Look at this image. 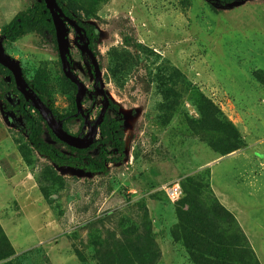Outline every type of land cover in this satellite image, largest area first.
<instances>
[{
	"label": "rangeland",
	"instance_id": "obj_1",
	"mask_svg": "<svg viewBox=\"0 0 264 264\" xmlns=\"http://www.w3.org/2000/svg\"><path fill=\"white\" fill-rule=\"evenodd\" d=\"M70 1L76 7L70 19L76 23L75 18H80L98 34L93 53L101 68L103 90L123 117L126 158L122 164L107 165L104 174L57 168L37 154L26 166L18 152L19 141L26 139L23 123L3 109L0 99V227L14 251L12 257L20 258L21 264H99L107 240L125 239L128 249L149 226L160 250L155 264H190L184 245L173 234L177 202L165 191L179 187L182 193L181 183L194 177L205 179L201 183L205 187L209 181L200 200L206 203L211 196L219 197L264 264V88L252 77L256 70L264 72V0H231L242 2L232 8L208 0ZM34 2L0 0V41L25 79L48 84V103L58 114H66L71 111L70 97L76 96L64 82L53 38L47 32L29 33L7 44L1 34L16 14ZM66 28L71 68L79 82L98 95L91 62L78 47L84 40ZM137 45L155 55L142 58ZM114 48L140 58L123 88L113 83L107 71L108 52ZM164 59L240 129L247 144L242 154L221 156L210 147L207 136L193 130L190 122L197 114L188 109L192 106L187 95L168 125L158 121V97L146 67L155 69ZM0 81L10 83L7 78ZM94 115L95 111L91 121ZM70 128L78 129L76 124ZM154 167L158 180L164 182L149 189L140 174Z\"/></svg>",
	"mask_w": 264,
	"mask_h": 264
},
{
	"label": "trees",
	"instance_id": "obj_2",
	"mask_svg": "<svg viewBox=\"0 0 264 264\" xmlns=\"http://www.w3.org/2000/svg\"><path fill=\"white\" fill-rule=\"evenodd\" d=\"M210 3L223 6L231 0H208ZM57 5L65 14L72 18L75 10L70 0H56ZM88 16L87 18H90ZM76 23L84 29L85 36L92 49L97 39V32L91 25L83 24L80 18H75ZM47 32L55 41L54 29L50 15L43 1L35 0L33 6L16 14L13 19L1 29V34L7 44H12L26 34H42ZM130 47V46H129ZM127 47V48H129ZM142 58L155 55L150 49L143 45L136 46ZM109 64L108 75L118 88H123L125 78L130 74L134 66L138 67L140 58L138 54L132 55L128 50L111 49L108 52ZM169 61L164 59L155 69L148 68L146 77L154 87V94L158 97L156 104V117L163 126L168 125L171 119L179 112L184 97L197 114V119H191V127L195 132L207 136L211 141L209 145L217 150L221 156L229 155L246 147L240 129L232 123L221 108L206 97L196 85L187 80L184 73L174 66L168 65ZM24 75V73H23ZM11 76L10 73L0 66V79ZM253 79L264 88V72L256 70L252 72ZM33 92L54 112L52 104L47 99L51 97L48 84L26 80ZM64 82L71 88L73 85L64 78ZM74 91V89H73ZM11 96L13 104L4 97ZM0 99H3L4 110L12 112L23 123L25 141H19L18 152L26 166L33 162L34 154L46 159L57 168H70L81 170L90 174H104L107 165L122 164L126 158L123 117L119 113L118 106L110 101L109 112L105 114L99 128L101 139L94 142L87 149H74L58 141L47 128L39 113L14 87L13 81L5 83L0 81ZM18 104L16 103V100ZM71 110H75L74 97H70ZM68 112L58 115L59 119L66 124H74L75 120ZM66 124L64 129H66ZM47 176L52 177L47 170ZM151 176V177H150ZM159 173L156 167L151 168L149 173H141L140 178L149 189L157 188L164 180H158ZM142 181V182H143ZM205 179L188 177L181 183L182 196L174 205V214L177 223L174 226V238L184 246L190 264H260L255 252L236 217L223 207L220 202L211 196L210 202L203 203L200 200L201 192L209 186V181L201 183ZM42 188V187H41ZM43 190H48L46 187ZM44 200L46 194L41 191ZM209 197L206 199L208 200ZM147 217V213H145ZM144 219V217L142 218ZM146 221V220H145ZM148 221H146L147 223ZM143 237H136L133 245L128 249L127 243L122 240H107L104 256L99 257V264H155L160 258V250L152 236L149 226L143 229ZM122 238V236H120ZM14 251L9 244L2 228L0 227V264H21V259H14ZM80 262L84 259L76 252ZM84 264V263H82Z\"/></svg>",
	"mask_w": 264,
	"mask_h": 264
},
{
	"label": "water",
	"instance_id": "obj_3",
	"mask_svg": "<svg viewBox=\"0 0 264 264\" xmlns=\"http://www.w3.org/2000/svg\"><path fill=\"white\" fill-rule=\"evenodd\" d=\"M43 1L46 10L50 15V19L54 29L55 41H56V48L58 52L59 61L61 64V70L67 80L77 86V93L75 97V106L77 114H80L82 118L87 121V114H83L81 110V101L82 95L84 91L83 85L79 82L77 77L72 73L70 69L69 59H68V50L66 48V36H67V28L66 26H70L74 29L75 33L78 32L79 26L70 18L65 16L62 10L56 3V0H38V2ZM242 4L241 1H233L228 3L226 6L227 8L237 7ZM79 49L88 55L90 58L93 68L95 71L96 78L99 75V67L95 56L88 49V44L85 43L83 46H78ZM0 66L10 72L11 77L13 79L14 85L18 93L23 97L24 101L29 102L31 106L39 113L41 119L46 124L49 131L52 135L61 143L67 145L68 147L82 150L87 149L93 144V139L95 137L97 124L101 123L102 116L106 111L108 101L105 99V105L101 114L98 118L97 124L92 127V132L90 135L80 138L79 136H74L67 133L63 127L62 122L57 121L55 116L53 115L52 111L40 100V98L33 92L30 88L28 83L23 76V71L20 65L13 60L4 49L2 42L0 41ZM9 80V78H8ZM10 98H7V101L10 102ZM189 110L193 108L189 107Z\"/></svg>",
	"mask_w": 264,
	"mask_h": 264
},
{
	"label": "flooded vegetation",
	"instance_id": "obj_4",
	"mask_svg": "<svg viewBox=\"0 0 264 264\" xmlns=\"http://www.w3.org/2000/svg\"><path fill=\"white\" fill-rule=\"evenodd\" d=\"M79 26V25H78ZM67 27H68V30H72L73 31V34L76 36V37H79V33H80V35H81V38L84 40V44L85 43H89V41H88V38L85 36V32H84V29L83 28H81L80 26H79V29H78V34L77 33H75V31H74V29L72 28V27H70V26H68L67 25ZM90 44V43H89ZM89 44H88V49L89 50H91V52L93 53V44H92V49H90L89 48ZM93 55H94V53H93ZM83 56L84 57H86V61L89 59L90 60V58L88 57V55L86 54V53H84L83 54ZM95 56V55H94ZM95 59H96V56H95ZM88 62V61H87ZM90 62H91V60H90ZM69 64H70V62H69ZM90 64V75L92 76V79H93V81H94V85H96V88H99L100 89V91H99V93H98V95H94V92L92 93L91 91L92 90H94V89H92V88H89V87H87V86H85L84 87V85H83V87H84V91H83V95H82V101H81V110H82V112H83V114L85 115V114H87L88 116H87V121H85L83 118H82V116L80 115V114H77V111H76V106H75V97H74V107H75V110L73 111V110H71L70 112V115L72 116V118L75 120V123L74 124H76V126L78 127V129L76 130V132H73L72 130H71V126H74V124H66V122H64V120H62V119H59V117H58V115H63V114H58L55 110H54V112H56V114L57 115H55L54 113H53V111H52V113H53V115L55 116V118H56V120L57 121H61L62 122V127H63V129H64V125L66 124V129L67 130H65L67 133H69V134H71V135H74V136H79L80 138H83V137H86V136H88V135H90V133L92 132V127L94 126V125H96L97 124V121H98V118H99V116H100V114H101V111L103 110V107H104V105H105V99H107V101H108V104H107V108H106V111H105V113L103 114V116H102V120H103V118H104V116H105V114H107L108 112H109V105H110V101L111 100H109L108 98H107V94L105 93V91L103 90V85H102V83H101V79H100V71H101V68L99 67V65H98V67H99V75H98V77L96 78V76H95V71H94V68H93V64H92V62L91 63H89ZM98 64V63H97ZM60 67H61V64H60ZM70 69H71V71H72V73L76 76V74L74 73V71L72 70V68H71V65H70ZM61 72H62V70H61ZM10 73V72H9ZM11 75V74H10ZM62 75L64 76V74H63V72H62ZM24 76V75H23ZM77 77V76H76ZM5 78H9V82H11V81H13V79H12V77L11 76H6ZM64 78H65V76H64ZM66 79V78H65ZM77 79H78V77H77ZM26 80V79H25ZM79 80V79H78ZM69 81V80H68ZM14 83V82H13ZM72 85H73V88L72 89H74V91H75V96H76V93H77V86L75 85V84H73L72 83ZM14 87H15V85H14ZM16 89V88H15ZM91 90V91H90ZM8 97H6V99H7ZM10 99H11V96H10ZM16 100V103L18 104V101L19 100H17V99H15ZM98 100L100 101V104H98ZM9 103H11V104H13V99H11L10 100V102ZM86 103H89V106L87 107V110H84L83 109V106L86 104ZM97 104V105H96ZM48 107V106H47ZM49 108V107H48ZM93 111H95V115L93 116V120L91 121V118H92V113H93ZM102 122V121H101ZM100 124L101 123H98L97 124V128H96V133H95V137H94V139H93V143L94 142H96V141H98V140H100L101 139V137L99 136V126H100ZM87 128V132L86 133H83L84 131H85V129ZM97 133H98V135H97ZM98 136V137H97ZM67 146V145H66Z\"/></svg>",
	"mask_w": 264,
	"mask_h": 264
},
{
	"label": "built area",
	"instance_id": "obj_5",
	"mask_svg": "<svg viewBox=\"0 0 264 264\" xmlns=\"http://www.w3.org/2000/svg\"><path fill=\"white\" fill-rule=\"evenodd\" d=\"M165 192H166V195H168L169 199L174 202L178 201L182 195L179 187H171Z\"/></svg>",
	"mask_w": 264,
	"mask_h": 264
},
{
	"label": "crops",
	"instance_id": "obj_6",
	"mask_svg": "<svg viewBox=\"0 0 264 264\" xmlns=\"http://www.w3.org/2000/svg\"><path fill=\"white\" fill-rule=\"evenodd\" d=\"M243 151H244V149H242V150H238V151H236V152H233V153H235L234 154V156L236 155V154H238V153H243ZM230 155V154H229ZM261 164H263L262 162H260ZM217 199H218V201L220 202V204L223 206V207H225L228 211H230V209H229V207L222 201V200H220L219 199V197H217ZM231 212V211H230ZM232 213V212H231ZM233 214V213H232ZM234 215V214H233ZM235 216V215H234Z\"/></svg>",
	"mask_w": 264,
	"mask_h": 264
}]
</instances>
